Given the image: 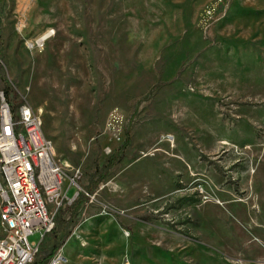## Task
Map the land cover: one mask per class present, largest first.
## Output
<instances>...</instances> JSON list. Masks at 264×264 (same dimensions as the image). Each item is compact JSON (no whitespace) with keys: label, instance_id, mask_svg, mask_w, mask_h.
<instances>
[{"label":"rangeland","instance_id":"rangeland-1","mask_svg":"<svg viewBox=\"0 0 264 264\" xmlns=\"http://www.w3.org/2000/svg\"><path fill=\"white\" fill-rule=\"evenodd\" d=\"M6 90L41 114L67 174L80 168L79 194L130 129L52 259L264 264V0H0Z\"/></svg>","mask_w":264,"mask_h":264},{"label":"built area","instance_id":"built-area-1","mask_svg":"<svg viewBox=\"0 0 264 264\" xmlns=\"http://www.w3.org/2000/svg\"><path fill=\"white\" fill-rule=\"evenodd\" d=\"M39 40V39H38ZM28 42L29 48L43 47ZM59 160L54 141L44 133L41 114L28 103L14 111L0 92V221L5 235L0 238V264H31L41 243L56 224L55 215L65 201L79 196L80 168ZM72 187L77 191L69 197ZM86 195H90L85 192ZM39 234L38 242L30 236ZM65 258L57 254L50 264H62Z\"/></svg>","mask_w":264,"mask_h":264},{"label":"trees","instance_id":"trees-1","mask_svg":"<svg viewBox=\"0 0 264 264\" xmlns=\"http://www.w3.org/2000/svg\"><path fill=\"white\" fill-rule=\"evenodd\" d=\"M163 85L162 81L156 82L148 91V93L144 96V98H141L138 100L134 114L137 112L140 104L144 100H148L153 92ZM7 95L9 93V90L4 91ZM5 94V95H6ZM131 142V136H130V129L129 127L126 129V137L123 143L107 158L106 164L104 165V168L102 170H97L96 172L92 173L89 176L88 184H87V193L92 194L94 193L100 184L108 177L111 170L119 164L120 160L122 159L127 147L130 145ZM89 197L85 193L79 194V196L74 200L72 206H71V218L61 226V232L55 234V241L53 246L45 252V254L36 260L34 264H47L52 257L56 254L58 249L65 243L68 236L71 232V226L76 220V217L80 211V209L88 202ZM56 231V230H55Z\"/></svg>","mask_w":264,"mask_h":264},{"label":"bare ground","instance_id":"bare-ground-1","mask_svg":"<svg viewBox=\"0 0 264 264\" xmlns=\"http://www.w3.org/2000/svg\"><path fill=\"white\" fill-rule=\"evenodd\" d=\"M47 39V36H44V37H42V38H39V43H41L42 41H44V40H46Z\"/></svg>","mask_w":264,"mask_h":264}]
</instances>
